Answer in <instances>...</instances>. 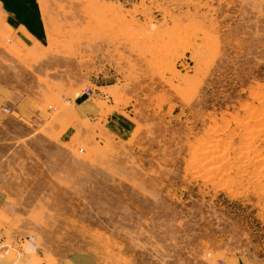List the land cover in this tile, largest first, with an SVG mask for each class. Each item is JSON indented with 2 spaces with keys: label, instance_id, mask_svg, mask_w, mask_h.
<instances>
[{
  "label": "rangeland",
  "instance_id": "1",
  "mask_svg": "<svg viewBox=\"0 0 264 264\" xmlns=\"http://www.w3.org/2000/svg\"><path fill=\"white\" fill-rule=\"evenodd\" d=\"M42 3L47 48L0 41L48 112L0 123V261L264 264V0Z\"/></svg>",
  "mask_w": 264,
  "mask_h": 264
},
{
  "label": "crops",
  "instance_id": "2",
  "mask_svg": "<svg viewBox=\"0 0 264 264\" xmlns=\"http://www.w3.org/2000/svg\"><path fill=\"white\" fill-rule=\"evenodd\" d=\"M44 3L42 0H0V41L10 37L12 39L10 43L15 45V51L23 53L42 52L47 48L51 36L45 22ZM34 103L40 105L35 97L0 83V123L8 118H21L25 111L29 117L46 120L48 112L38 110ZM12 262V259L9 261L6 259L1 260L0 264ZM27 262H31L30 258L26 259ZM57 264H77V261L67 258Z\"/></svg>",
  "mask_w": 264,
  "mask_h": 264
}]
</instances>
